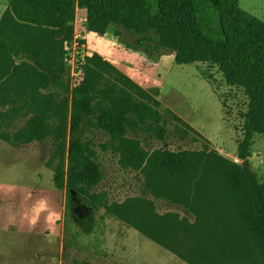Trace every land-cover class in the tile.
<instances>
[{
    "label": "trees",
    "instance_id": "16d2710c",
    "mask_svg": "<svg viewBox=\"0 0 264 264\" xmlns=\"http://www.w3.org/2000/svg\"><path fill=\"white\" fill-rule=\"evenodd\" d=\"M154 1L10 0L0 18V138L13 145L50 141L46 167L85 234L103 209L188 264H264V182L248 165L254 136L264 137V22L238 0H206L220 20L218 41L203 34L197 0ZM76 5L85 9L90 33L102 34L110 24L139 35L154 30L177 64L217 65L248 99L236 144L242 163L209 147L208 139L97 53L85 57L82 80L71 89L65 57ZM18 118L25 121L11 137L4 127ZM176 122L184 127L182 139L190 132L203 146L154 148L153 141L166 143L169 127L177 131ZM86 129L106 137L100 149L123 170L141 174L137 199L109 201L100 188L97 145L85 138ZM155 201L190 217L156 213ZM175 241L193 244L177 250Z\"/></svg>",
    "mask_w": 264,
    "mask_h": 264
},
{
    "label": "rangeland",
    "instance_id": "374dc122",
    "mask_svg": "<svg viewBox=\"0 0 264 264\" xmlns=\"http://www.w3.org/2000/svg\"><path fill=\"white\" fill-rule=\"evenodd\" d=\"M9 1L0 0V18ZM238 2L242 9L264 22V0ZM194 5L203 34L214 40L223 39L218 14L209 2L197 0ZM83 16L84 12L78 11L77 28L81 27L79 18ZM80 37L85 57L101 55L208 139L209 147L242 163L236 158V144L241 138L248 99L242 89L226 83L217 65L177 64L174 52L159 45L154 30L139 35L110 24L104 33L95 34L88 32L85 25ZM24 121L25 118H18L5 126L9 136L13 137ZM175 125L177 131L169 127L165 144L153 141L152 146L172 150L203 146L190 132L182 139L184 127ZM83 134L97 145V157L104 171L100 188L109 201L137 199L141 174L123 170L110 152L100 149L98 144L106 140L102 133L86 129ZM50 145L49 140L13 145L0 138V264H172L161 257L154 243L103 209L96 214L93 231L83 233L66 206L64 190L55 187L53 172L46 167ZM248 165L258 181L264 182L261 135L254 136ZM160 209L157 203L155 212ZM146 247L147 252L143 249Z\"/></svg>",
    "mask_w": 264,
    "mask_h": 264
},
{
    "label": "built area",
    "instance_id": "2783aa9c",
    "mask_svg": "<svg viewBox=\"0 0 264 264\" xmlns=\"http://www.w3.org/2000/svg\"><path fill=\"white\" fill-rule=\"evenodd\" d=\"M74 10L75 12L72 19V36L65 57V61L69 69L68 82L71 89L79 85L83 77V65L85 63V56L83 54L84 44L82 43L80 34L81 31L85 29V25L87 22L85 9L80 8L76 5ZM78 11L84 12V16L79 18V22L81 23L80 28H77Z\"/></svg>",
    "mask_w": 264,
    "mask_h": 264
},
{
    "label": "crops",
    "instance_id": "0c3cea01",
    "mask_svg": "<svg viewBox=\"0 0 264 264\" xmlns=\"http://www.w3.org/2000/svg\"><path fill=\"white\" fill-rule=\"evenodd\" d=\"M222 40V39H221ZM157 203L160 205L161 209L158 211L160 214H164L167 212H176L177 214H179V217L182 218L183 216H188L190 217L189 213L187 212H183L182 209L180 207H175V206H171L169 204H166L162 201H156V207H157ZM162 204V205H161ZM162 208H165L164 211H162ZM105 212V211H104ZM140 233V232H139ZM142 234V233H141ZM143 237L147 238L148 241H151L152 243H154V245H156L157 247H159L158 252H160L161 257L164 260H169L170 263L172 264H188L187 262H185L184 260H182L181 258H179L178 256H176L175 254H173L170 250L166 249L165 247L159 245L158 243H156L155 241H153L152 239H150L149 237L145 236L144 234H142ZM174 243H176V246H173V248L177 249V250H187L191 248V245L193 244L192 241H175ZM144 251L147 252V247L143 248Z\"/></svg>",
    "mask_w": 264,
    "mask_h": 264
}]
</instances>
